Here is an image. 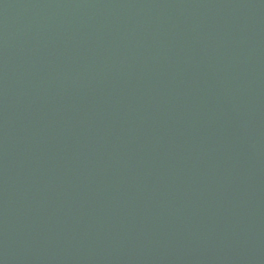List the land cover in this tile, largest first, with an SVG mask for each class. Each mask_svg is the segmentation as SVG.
I'll return each instance as SVG.
<instances>
[{
  "label": "water",
  "instance_id": "water-1",
  "mask_svg": "<svg viewBox=\"0 0 264 264\" xmlns=\"http://www.w3.org/2000/svg\"><path fill=\"white\" fill-rule=\"evenodd\" d=\"M0 264H264V0H0Z\"/></svg>",
  "mask_w": 264,
  "mask_h": 264
}]
</instances>
